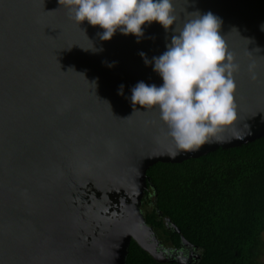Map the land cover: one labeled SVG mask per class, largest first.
<instances>
[{"label":"water","instance_id":"1","mask_svg":"<svg viewBox=\"0 0 264 264\" xmlns=\"http://www.w3.org/2000/svg\"><path fill=\"white\" fill-rule=\"evenodd\" d=\"M173 3V28L189 13L219 17L240 65L237 121L196 150L175 146L158 109L132 115V88L163 84L145 58L167 50L172 30L153 22L143 37L103 41L59 0H0V264H126L132 241L159 263L200 259L183 237L165 250L147 225V172L264 138V0Z\"/></svg>","mask_w":264,"mask_h":264},{"label":"clouds","instance_id":"2","mask_svg":"<svg viewBox=\"0 0 264 264\" xmlns=\"http://www.w3.org/2000/svg\"><path fill=\"white\" fill-rule=\"evenodd\" d=\"M59 3L79 26L87 21L103 29L97 33L103 41H110L118 31L143 37L144 26L153 22L174 32L162 55L152 61L145 58L162 77V86H149L141 81L132 88L130 99L134 107L132 115L136 106L159 110L166 135L178 149L196 150L219 140L234 126L238 119L235 76L240 65L220 34L222 20L211 11L189 13L192 18L173 28L178 20L173 0H59ZM261 28L264 30V25ZM255 67L253 62L248 69L253 80L257 79ZM123 88L120 85L121 95Z\"/></svg>","mask_w":264,"mask_h":264},{"label":"trees","instance_id":"3","mask_svg":"<svg viewBox=\"0 0 264 264\" xmlns=\"http://www.w3.org/2000/svg\"><path fill=\"white\" fill-rule=\"evenodd\" d=\"M147 177L141 210L165 250H180L183 237L200 256L194 264H263L264 138L182 164L159 163ZM126 264L178 263H159L132 241Z\"/></svg>","mask_w":264,"mask_h":264},{"label":"rangeland","instance_id":"4","mask_svg":"<svg viewBox=\"0 0 264 264\" xmlns=\"http://www.w3.org/2000/svg\"><path fill=\"white\" fill-rule=\"evenodd\" d=\"M141 213L143 214L142 210H141ZM144 215V214H143ZM263 264H264V259H263Z\"/></svg>","mask_w":264,"mask_h":264}]
</instances>
